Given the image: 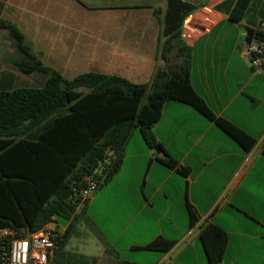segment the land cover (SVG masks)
Segmentation results:
<instances>
[{
	"label": "crops",
	"instance_id": "crops-1",
	"mask_svg": "<svg viewBox=\"0 0 264 264\" xmlns=\"http://www.w3.org/2000/svg\"><path fill=\"white\" fill-rule=\"evenodd\" d=\"M188 1L201 5L186 20L182 34L192 48V86L217 116L253 136L256 145L248 152L194 107L167 101L153 133L170 156L190 167V174L162 165L155 159V148L138 143L131 155L139 169L131 170L144 171L142 195L131 181L119 185L112 209H119L121 216L115 214L116 230L111 231L97 209L98 192L83 218L94 229L97 252L64 248L50 264H173L192 254L198 260L205 253L200 232L210 223L228 235L221 264H264V75L254 73L244 57L247 31L264 33V4L253 0L245 16L232 21L229 15L236 0ZM166 6L167 0H0V20L15 24L42 63L66 79L98 72L148 84L159 68H174L180 62L173 60V52L168 60L161 56ZM156 8L161 9L159 17ZM1 33L7 35L6 30ZM3 71L0 90L21 88L17 84L41 88L47 79L40 73L24 74L16 65ZM131 155H125L112 180ZM133 200L139 206L130 217L123 216ZM187 201L200 216L194 227L189 225ZM146 209L169 225L159 231L138 226L135 237L125 238L138 219L148 222ZM124 219L128 221L117 229L116 223ZM158 236L174 240L175 246L168 252L136 248Z\"/></svg>",
	"mask_w": 264,
	"mask_h": 264
},
{
	"label": "trees",
	"instance_id": "trees-1",
	"mask_svg": "<svg viewBox=\"0 0 264 264\" xmlns=\"http://www.w3.org/2000/svg\"><path fill=\"white\" fill-rule=\"evenodd\" d=\"M252 1L236 0L230 19H242ZM200 8L188 0H167L161 56L168 60L176 50L180 62L174 68H159L148 84L98 72L66 79L42 63L15 24L0 20V30L9 32L16 50L23 54L16 67L24 74L47 77L41 88L0 90V228H13L25 235L49 222L63 221L67 227L54 254L55 259L59 257L85 214V209L79 210L82 192L92 180L102 185L114 178L136 128L149 147L161 150V154H155L159 163L188 176L190 167L170 156L153 133L167 101L194 107L246 151L254 148L257 140L217 116L192 86V48L182 34L188 17ZM160 13L156 8L155 14L159 17ZM254 37L264 40V33L249 29L247 41ZM186 208L189 225L194 227L200 216L189 201ZM200 241L208 264H221L227 232L210 223L202 228ZM175 244L158 236L136 248L168 252Z\"/></svg>",
	"mask_w": 264,
	"mask_h": 264
},
{
	"label": "rangeland",
	"instance_id": "rangeland-1",
	"mask_svg": "<svg viewBox=\"0 0 264 264\" xmlns=\"http://www.w3.org/2000/svg\"><path fill=\"white\" fill-rule=\"evenodd\" d=\"M260 1L263 2V4H264V0H260ZM263 14H264V9H263ZM2 31L3 30H0V72L3 71V69H5V68L12 69L18 60L23 59V54L20 53L18 50H16L15 46L13 47L10 45V44L15 45V42L12 39V37H10L9 32L6 31L7 35L5 36L3 33H1ZM6 40H9L8 42H10V43H8ZM173 54H174L173 55V60H174V57H177L176 50L173 51ZM244 57L247 61V64L250 66L248 58L245 55H244ZM1 75H6L5 71H3V73H0V76ZM25 78L28 81H32V77L26 76ZM31 85L32 84H17L16 87H26V86H31ZM130 140L131 141L127 147V150L125 149V155L127 153H130V155L135 153V151H136L135 147L137 148L138 143L146 146L145 140L143 139L139 128H136L134 130ZM153 148H155V147H153ZM152 153H153V151H152ZM127 160H128L127 165H126L125 169L120 173V176L117 179L111 180L105 184L99 185L95 190L90 191V198L87 199L86 202L84 203V205L80 206V208H79V210H81V208L86 210L87 203L90 201V199L92 197H94L99 192L98 198H97V203L99 204V206L97 209L99 211V214L105 220L106 227H108V229L110 228L111 231H114V229L116 230V227L112 222V220H114L115 214H118L121 216V211L119 209H115V210L112 209V203H113L112 201L116 196V191H117V188L119 187V185H121L125 182L131 181V182L135 183V186L137 188V190H136L137 193L142 195V189H143L144 182H145V174H144L143 170H141V171L139 170V172L134 171L132 174L131 169H139V168H135V165L133 163V161L135 159L132 158V155L129 156V158ZM129 169L131 170V175L128 174ZM128 179H131V180H128ZM137 206H139L138 203L133 200V204L129 209L122 210L123 216L125 215L126 217H130L132 214L131 211H134V208L136 209ZM117 210H119V213H117ZM147 213H148V210L146 209L144 211V215H147ZM148 214H149V215H147L149 217L148 222L145 221L143 223L141 221V219H138L136 221L135 225L130 226L128 231H126L124 237L125 238L135 237L136 231H137L136 227H138V226H140L141 228L147 227V228H151L153 230L159 231L160 229H164L167 225H169L167 222H164V221L161 223L158 222L153 214H151V213H148ZM84 216H86V214H84ZM84 216H83V218H84ZM83 218L80 219L76 223L73 235H72L71 240H70V243H69L68 247H65V250L77 249L78 251H82L84 249H90L93 252H97L98 246H97L96 242L98 239H96L94 237L95 236L93 233L94 229H93V227L88 226L90 224L88 223L87 219L84 220ZM126 221H128V220L124 219L123 224H121V222L116 223L117 229L118 228L122 229V227L124 226ZM140 222H142V223H140ZM56 223H57L56 228H59L60 231H64L67 227V223H64L63 221L57 220ZM199 244H202L201 241H199ZM166 263L167 262L165 261L162 264H166ZM173 264H207V258L205 257V253H203V255H201V259L197 260L196 255L192 254V256L189 260L184 259V261H183V258H182V260L174 261Z\"/></svg>",
	"mask_w": 264,
	"mask_h": 264
},
{
	"label": "built area",
	"instance_id": "built-area-1",
	"mask_svg": "<svg viewBox=\"0 0 264 264\" xmlns=\"http://www.w3.org/2000/svg\"><path fill=\"white\" fill-rule=\"evenodd\" d=\"M244 53L252 71L264 75V40L254 37L246 41ZM98 186V180L90 181L89 187L82 192L80 206L90 198V191ZM56 224L54 221L49 222L41 229L25 235L13 228H0V264H50L64 232L56 228Z\"/></svg>",
	"mask_w": 264,
	"mask_h": 264
},
{
	"label": "water",
	"instance_id": "water-1",
	"mask_svg": "<svg viewBox=\"0 0 264 264\" xmlns=\"http://www.w3.org/2000/svg\"><path fill=\"white\" fill-rule=\"evenodd\" d=\"M155 150L158 154H160V149L158 147H155Z\"/></svg>",
	"mask_w": 264,
	"mask_h": 264
}]
</instances>
